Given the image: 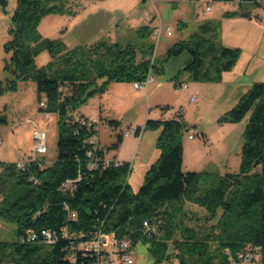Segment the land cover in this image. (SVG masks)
I'll list each match as a JSON object with an SVG mask.
<instances>
[{
    "label": "trees",
    "instance_id": "16d2710c",
    "mask_svg": "<svg viewBox=\"0 0 264 264\" xmlns=\"http://www.w3.org/2000/svg\"><path fill=\"white\" fill-rule=\"evenodd\" d=\"M66 1L17 0L11 18V38L5 47L11 53L6 70L12 75L0 79V98L17 79L35 80L40 104L45 102L41 109L58 115L59 136L58 158L50 164L37 160L22 170L15 162L0 161V216L16 223L15 238L0 239V264H97V253L86 243L99 229L118 239L130 237L133 246L149 243L154 264H233L240 252H250L254 264H264V81L253 82L222 117L240 122L250 113L239 172L183 170V135L191 127L179 112L173 118L146 121L145 128H162L157 141L160 154L138 190L129 183L128 160L119 166L87 167L89 150L103 156L120 146L126 132L112 147L103 146L96 139L97 121L77 111L111 81H144L151 69L162 73L166 63L183 56L187 60L180 70L194 79H221L222 72L236 64L241 49L222 43L215 20L200 23L190 37L174 42L154 61L156 42L150 23L137 29L136 41L103 37L69 47L38 29L45 15L67 11ZM1 2L6 5L7 0ZM237 2L243 6L261 0ZM236 13L252 16L244 10ZM42 50L49 52L50 60L38 66L36 56ZM0 120L5 122L6 117ZM109 123L120 126L116 119ZM135 131L140 134L142 129ZM79 175L75 189L62 187ZM187 202L202 207L206 221L212 222L205 229L183 223L182 234L176 237ZM66 204L77 212L76 218ZM145 220L163 233H146ZM43 228L55 234L52 243L41 232L36 240H22L29 229Z\"/></svg>",
    "mask_w": 264,
    "mask_h": 264
},
{
    "label": "rangeland",
    "instance_id": "374dc122",
    "mask_svg": "<svg viewBox=\"0 0 264 264\" xmlns=\"http://www.w3.org/2000/svg\"><path fill=\"white\" fill-rule=\"evenodd\" d=\"M210 4L212 9L207 10ZM65 6L64 13L45 15L38 29L44 37L62 40L69 47L90 44L103 37L136 41L137 29L147 23V15H153L173 30V35L164 34L158 43L156 55H160L174 42L190 37L198 29L199 20L218 21L222 43L241 49L236 64L223 71L221 79H194L188 71L180 70L187 60L183 56L180 61L172 59L166 63L164 72H154L156 80L147 88L136 89L132 81H111L105 91L88 98L77 111L90 113L94 119L99 114L102 116L95 121L96 139L103 146L112 147L119 134L128 129H142L140 134H124L120 146L108 151L111 156L117 154L131 162L129 183L133 190H138L148 167L160 154L157 141L162 128H145L146 121L173 118L179 112L191 127L183 135V170L240 171L250 113L240 122L222 117L253 82L264 81V0L260 4L250 2L243 6L237 0H67ZM16 7L17 0H7L6 5L0 0V79L3 81L12 75L6 70L11 53L6 51L5 44L11 38V18ZM242 10L252 16L236 13ZM198 14L199 19L196 18ZM136 16H141V23L134 26ZM180 19L186 23L182 28L178 23ZM49 60L47 50L36 56L38 66ZM176 81L188 82V89L178 92ZM196 90L200 91L198 99L192 101ZM2 117H6V121L0 120V161L17 162L38 155L34 150L36 130L47 133L48 152L41 156L46 164L58 158V115L41 109L35 80L17 79L15 87L5 91L0 98V119ZM112 119L120 121L118 128L109 123ZM191 132L194 138L189 137ZM185 209L186 214L179 218L174 236L182 234L183 223L201 229L211 224L212 221H206V211L202 207L187 202ZM15 231L16 223L0 216V239H14ZM155 232L162 234L163 230L157 228ZM105 234L108 241L115 237L112 233ZM133 248V264H154L149 243L139 242ZM169 250H174L172 244Z\"/></svg>",
    "mask_w": 264,
    "mask_h": 264
},
{
    "label": "built area",
    "instance_id": "2783aa9c",
    "mask_svg": "<svg viewBox=\"0 0 264 264\" xmlns=\"http://www.w3.org/2000/svg\"><path fill=\"white\" fill-rule=\"evenodd\" d=\"M211 9V4L207 6V10ZM152 19H150L151 21ZM166 34L167 36L173 35V30L170 26L166 25L162 20H158L157 23L154 25L152 36L156 42V51L158 43L161 41L163 35ZM156 52L153 56V61L155 59ZM156 77L152 71L150 70L146 80L144 81H135L134 87L136 89H144L147 88L148 84L152 81H155ZM189 84L186 81H181L176 84V89L178 92H182L188 89ZM200 91L196 90L195 93L191 96L192 101H197L198 95ZM41 105H45V102H42ZM136 133L135 129H128L126 134ZM35 136V144L34 150L36 152V156H31L29 159L26 160H19L15 162L16 167L18 169H26L33 161H42L44 160V164L46 160L41 157L48 152V144H47V133L45 131L36 130L34 132ZM190 138H194V133L189 134ZM123 164V160H120L115 157H110L108 152L105 151L103 156H98L93 150L88 151V161L87 167L90 169H98V168H105L108 166H119ZM43 166V164H41ZM81 179L79 175L77 178H69L63 182L62 187L64 189H75L77 187L78 180ZM65 207L69 209V205L66 204ZM70 210V209H69ZM70 216L72 218L77 217V212L74 210H70ZM142 229L149 234L156 233L155 230L157 227L152 226L149 220H145L143 222ZM44 236L45 241L48 243H52L55 239V234L46 228L41 229V231L29 229L27 232V237L23 236L22 240H36L39 237V233ZM63 235L66 236L67 232L64 231ZM90 249L95 251L98 255V263L97 264H133L135 261L134 256V248L132 246V242L129 238L118 239L113 237L111 240L108 241V238L102 229L96 231L95 234L90 238V240L86 243ZM107 246H109L107 248ZM88 248V249H89ZM233 264H254V255L250 252L241 253L236 260L232 261ZM174 264H179L177 261Z\"/></svg>",
    "mask_w": 264,
    "mask_h": 264
},
{
    "label": "crops",
    "instance_id": "0c3cea01",
    "mask_svg": "<svg viewBox=\"0 0 264 264\" xmlns=\"http://www.w3.org/2000/svg\"><path fill=\"white\" fill-rule=\"evenodd\" d=\"M211 9H212V8H211ZM211 9H210V10H211ZM145 16H146V15H145ZM146 17H147V20H148L147 23H150V24H152V25H153V24L155 25V24L157 23V21L159 20V18H156L155 21L151 23V22H149V20L152 19V18H154V16H153V15H147ZM196 18L199 19V18H200V15L198 14ZM135 19H136V20H135V22H133V23H134L133 25H134V26H136V25H140L141 22H139V20L141 19V16H136ZM161 20H162V19H161ZM162 21H163V20H162ZM163 22H164V21H163ZM198 22H199V23H202L201 20H199ZM137 23H139V24H137ZM147 23H146V24H147ZM178 23L181 24V26H180L181 28L184 27L185 24H186L185 21H183V20H181V19L178 21ZM144 24H145V23H144ZM176 60H179V61H180V58H179V59H176ZM183 65H184V64H183ZM182 67H183V66H182ZM182 67H180V68H182ZM179 82H181V81H179ZM176 84H177V82H176ZM78 112H79V111H78ZM80 113H82V114H84V115L90 117L91 119H94V118H92V116L90 115V113H89V114H86V113H83V112H81V111H80ZM101 117H102V116L99 114L98 116H96L95 119H101ZM95 119H94V120H95ZM191 133H192V132H191ZM191 133H189V134H191ZM108 155H109V154H108ZM109 156H110V157L118 158V159H120V160H126V158H121V157L118 156L117 154H115V155H113V156H111V155H109Z\"/></svg>",
    "mask_w": 264,
    "mask_h": 264
},
{
    "label": "flooded vegetation",
    "instance_id": "af4514ba",
    "mask_svg": "<svg viewBox=\"0 0 264 264\" xmlns=\"http://www.w3.org/2000/svg\"><path fill=\"white\" fill-rule=\"evenodd\" d=\"M2 80V79H1Z\"/></svg>",
    "mask_w": 264,
    "mask_h": 264
}]
</instances>
